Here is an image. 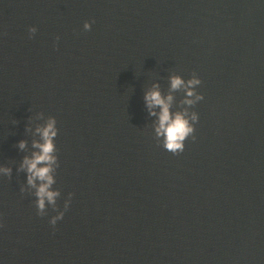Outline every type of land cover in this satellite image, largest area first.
<instances>
[{"label": "water", "instance_id": "95a60500", "mask_svg": "<svg viewBox=\"0 0 264 264\" xmlns=\"http://www.w3.org/2000/svg\"><path fill=\"white\" fill-rule=\"evenodd\" d=\"M194 74L196 138L172 154L144 94ZM51 117L41 217L20 165ZM0 167V264H264V0H0Z\"/></svg>", "mask_w": 264, "mask_h": 264}, {"label": "clouds", "instance_id": "9594fccd", "mask_svg": "<svg viewBox=\"0 0 264 264\" xmlns=\"http://www.w3.org/2000/svg\"><path fill=\"white\" fill-rule=\"evenodd\" d=\"M84 31H91L92 24L85 22ZM30 36L37 32L35 27L29 28ZM202 84V80L193 75L191 79L184 80L181 76L170 78V91L164 95L160 91L159 84H154L152 89L144 94V104L151 117H155L154 133L158 144L164 150L179 154L185 150L186 142L189 138L195 140L196 124L199 122V114L189 112L188 108L204 100L201 93L196 89ZM183 89L185 98L180 102L181 110L173 111L174 96L173 92ZM187 105L188 107H183ZM39 140H34L32 148L36 149L30 156H25L20 165V170L27 174V185L34 189V206L39 216H47V207L55 206L60 192L53 190L57 168L60 166L59 156L57 155L56 139L60 129L57 120L51 117L44 125H38L35 129ZM18 147L24 150L27 147L26 141H20ZM11 169L0 167V176H10ZM24 193V189H20ZM72 195L64 201L63 209H56L57 214L51 216L49 223L55 227L57 223L64 219L68 211Z\"/></svg>", "mask_w": 264, "mask_h": 264}]
</instances>
